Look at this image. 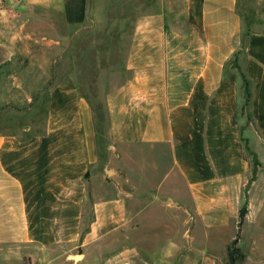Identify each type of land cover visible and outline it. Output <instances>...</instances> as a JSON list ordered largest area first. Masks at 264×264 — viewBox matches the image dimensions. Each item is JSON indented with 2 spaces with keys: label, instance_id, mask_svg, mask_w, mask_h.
I'll return each mask as SVG.
<instances>
[{
  "label": "crops",
  "instance_id": "0c3cea01",
  "mask_svg": "<svg viewBox=\"0 0 264 264\" xmlns=\"http://www.w3.org/2000/svg\"><path fill=\"white\" fill-rule=\"evenodd\" d=\"M83 33L104 79L67 59L58 80L42 68L28 87L0 88L23 105L0 108V264L86 258L133 228L154 242L145 230L157 227L169 257H209L235 238L242 207L245 224L264 209V28L249 31L240 63L247 133L239 70L225 67L238 0H0V63L43 67Z\"/></svg>",
  "mask_w": 264,
  "mask_h": 264
},
{
  "label": "rangeland",
  "instance_id": "374dc122",
  "mask_svg": "<svg viewBox=\"0 0 264 264\" xmlns=\"http://www.w3.org/2000/svg\"><path fill=\"white\" fill-rule=\"evenodd\" d=\"M263 1L264 0H238V9L242 16L244 31L246 28L249 31L264 28ZM3 5L6 6L4 3ZM119 9L120 6L118 3L102 4V10L115 11ZM100 38H105V35H102ZM88 41L89 37H87V33L81 34L80 37L77 36L70 39L68 48L61 49L58 53H47L51 62L48 63V65H43V67L39 64L31 65L28 63V60H25L27 62L20 60L18 64L17 62L12 64L10 61L0 63V88L15 86L20 81L16 82V80L20 78H23L24 81L19 83L28 87L33 84L30 82L33 80L32 78H36L40 75L42 68H47L51 72V78L48 83L58 80L69 71L68 67L72 68L66 65L67 59L71 61L69 64L73 63V59L75 60L76 66L79 68L82 75L86 74L91 78L97 77L99 79H104L105 67L103 65V52L89 50L87 48ZM36 58L40 63L41 58L39 54ZM240 63L239 65L241 66ZM238 70L240 71V68L237 69V71ZM13 76L17 78L14 79ZM81 90L82 93L88 94L85 93V88ZM92 96L95 98L93 102L96 110L102 111L103 100L101 94L93 90L90 98ZM1 107H5L7 111L10 107L20 110L23 108V105L16 104V98L12 96V98H0V108ZM248 111V106L240 109L242 133H247L251 127L250 119H248ZM243 138L248 143L249 136L246 134ZM248 185L249 183H247L244 189L245 196H247L246 190L248 189ZM253 211L254 212L250 214V220L245 224L244 217L243 223L239 228V240L236 245L238 248V253H236V264H264V209H255ZM145 231V235L147 236L154 234L156 237L154 242L140 241V232L137 231L136 228H133L124 233H119L109 242H105V244L101 245L98 249L92 251L86 258H82L80 255L64 256V261L62 263L52 261L51 264H230L228 248L231 242L225 247L220 245L210 247L212 253H209V257L196 256L195 252H193V255L191 253L192 257L190 258L169 257V245L171 244L169 241L164 240L161 228L157 227L154 231L151 229ZM183 231L184 229L182 228L178 229V233L175 235L176 242L174 244L177 243L185 249V242L188 246L189 241L182 235ZM193 246L199 248L201 245L195 244ZM23 261L24 264H30L26 258H24Z\"/></svg>",
  "mask_w": 264,
  "mask_h": 264
},
{
  "label": "trees",
  "instance_id": "16d2710c",
  "mask_svg": "<svg viewBox=\"0 0 264 264\" xmlns=\"http://www.w3.org/2000/svg\"><path fill=\"white\" fill-rule=\"evenodd\" d=\"M248 34H249V30L246 28V30L244 31V26L242 25L240 44L225 66L226 69L227 68L229 69H232V68L239 69L240 68L239 74H240V78H241V81L244 87V93H245V100L242 104V107H246L249 104L250 97H251V90L249 89L250 80L247 78L245 73L241 70V66L239 65L241 61L240 59L241 57H243L245 53V47H246V41H247ZM245 214H246V209L245 207H242L239 211L238 232L235 238L231 241V245L228 248L230 264H236V253H238V248L236 247V245L239 240V228L243 223Z\"/></svg>",
  "mask_w": 264,
  "mask_h": 264
},
{
  "label": "built area",
  "instance_id": "2783aa9c",
  "mask_svg": "<svg viewBox=\"0 0 264 264\" xmlns=\"http://www.w3.org/2000/svg\"><path fill=\"white\" fill-rule=\"evenodd\" d=\"M13 2H16V1H18V0H12Z\"/></svg>",
  "mask_w": 264,
  "mask_h": 264
}]
</instances>
